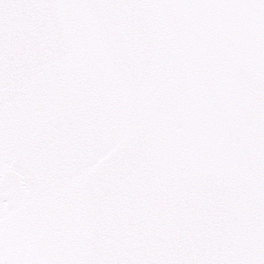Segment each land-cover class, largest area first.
I'll use <instances>...</instances> for the list:
<instances>
[{
	"label": "snow or ice",
	"instance_id": "1",
	"mask_svg": "<svg viewBox=\"0 0 264 264\" xmlns=\"http://www.w3.org/2000/svg\"><path fill=\"white\" fill-rule=\"evenodd\" d=\"M0 264H264V0H0Z\"/></svg>",
	"mask_w": 264,
	"mask_h": 264
}]
</instances>
